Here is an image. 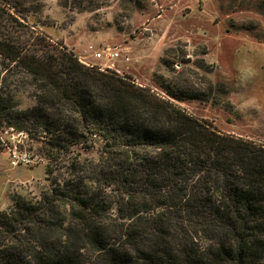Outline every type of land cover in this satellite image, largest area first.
Returning a JSON list of instances; mask_svg holds the SVG:
<instances>
[{
  "label": "trees",
  "instance_id": "trees-1",
  "mask_svg": "<svg viewBox=\"0 0 264 264\" xmlns=\"http://www.w3.org/2000/svg\"><path fill=\"white\" fill-rule=\"evenodd\" d=\"M43 6L0 0V129L41 142L15 147L49 180L0 210V264H264V144L84 63L43 30Z\"/></svg>",
  "mask_w": 264,
  "mask_h": 264
},
{
  "label": "rangeland",
  "instance_id": "rangeland-1",
  "mask_svg": "<svg viewBox=\"0 0 264 264\" xmlns=\"http://www.w3.org/2000/svg\"><path fill=\"white\" fill-rule=\"evenodd\" d=\"M41 19L43 30L81 60L173 100L222 133L264 144V117L237 109L246 89L232 68L237 49L264 65V0H110L87 11L44 0ZM109 47L117 57H97ZM250 87L264 93V78ZM15 99L20 108L35 104L22 90ZM22 141L40 154L37 139L0 129V210L15 195L39 198L49 185L48 160L17 149ZM84 156L97 159L98 148Z\"/></svg>",
  "mask_w": 264,
  "mask_h": 264
},
{
  "label": "clouds",
  "instance_id": "clouds-1",
  "mask_svg": "<svg viewBox=\"0 0 264 264\" xmlns=\"http://www.w3.org/2000/svg\"><path fill=\"white\" fill-rule=\"evenodd\" d=\"M233 73L234 79L239 86L246 89L238 99L237 109L241 113L255 111L260 116L264 117V93H260L250 85L257 79L264 78V65H261L257 60L244 54L237 49L233 53ZM229 78H232L230 76Z\"/></svg>",
  "mask_w": 264,
  "mask_h": 264
},
{
  "label": "built area",
  "instance_id": "built-area-1",
  "mask_svg": "<svg viewBox=\"0 0 264 264\" xmlns=\"http://www.w3.org/2000/svg\"><path fill=\"white\" fill-rule=\"evenodd\" d=\"M118 54L119 53L117 51H113L112 48L109 47V48H105L103 51L98 52L96 55H97V57L112 59L113 57H117ZM83 62L88 64V65H92L90 63H87V61H83ZM99 68L102 70H105L101 67H99ZM109 68H110V66H109Z\"/></svg>",
  "mask_w": 264,
  "mask_h": 264
}]
</instances>
